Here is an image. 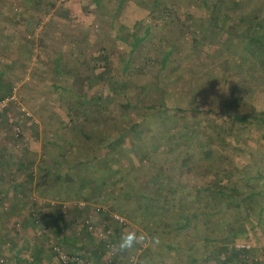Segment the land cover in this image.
Here are the masks:
<instances>
[{"label": "rangeland", "instance_id": "374dc122", "mask_svg": "<svg viewBox=\"0 0 264 264\" xmlns=\"http://www.w3.org/2000/svg\"><path fill=\"white\" fill-rule=\"evenodd\" d=\"M34 1L25 2V5L21 7L19 0H0V98L13 94L15 96L13 102L0 109V188L7 186L8 191L7 195L0 196V264H16L14 260L18 262L17 264H21L17 260L20 254L15 257V252L24 253V247L29 251L33 250L36 245L33 239H25V235H29L31 229L39 233L40 231L46 232L40 233L41 237L43 234L42 244H44L45 250L49 251L48 254L51 257L46 264H58L59 260L50 247L49 240L61 242L63 239L58 230L50 231L49 222L52 220L55 222V218L62 220L61 214L65 213L59 212L58 209L63 211L59 206H62L63 209L68 207L66 215L69 214L71 207L79 206L83 209L77 215V221L76 215L71 216V220L75 219L72 221L76 223L70 225L71 228L65 229L64 236L67 239L62 241L64 245L62 244L61 247L66 248L65 251L79 259L81 258L86 264H156L155 261L157 262L161 258L159 254L166 255V251L167 254H171V251L165 250L159 245L161 238L158 237L155 251L150 249L149 256H146L147 247L152 242L151 232L157 233V224L160 227V224L165 222L173 225V228H177L178 224L180 226L183 223L184 216L192 215L185 198H181V196L187 197L183 195L185 191L179 189V185H177V183H185L187 172L186 177H178V174L174 173L172 163L165 162L166 164L171 163L169 166L173 167L172 170L167 167V174L164 175V179L172 178L167 182L168 187L166 186L164 189L162 183L155 180L158 187H161L159 196L164 197L161 200H166L165 205H161V201L157 203L147 201L151 207L147 212L138 196L157 191L154 186L148 184L149 180L147 181L148 175L146 174L149 171L158 172L159 164L163 162L159 158L171 155L170 150L167 151L165 148L166 144L171 148V144L167 143V133L165 134L163 131L162 133L157 129H162L164 126L168 128L171 125H174L173 130L182 129L185 118H181V126L175 125V118L173 119L171 114L163 116L167 118L162 122L161 127H153L157 125L156 122L147 127L150 123H144V121L133 126L144 110L129 105L127 100L130 96L134 101L140 98L148 103L160 102L162 95L152 87L157 81L161 82L162 92L167 85H171L168 90H166L167 88L164 90V92L167 91L166 95L170 96L177 90L174 85L177 80L180 79L184 82L186 77L196 78L205 74L215 76V87H211L210 90L221 89V83L224 77H227L229 69L245 67L246 62V65H249L248 61L239 57V53L242 51L244 55H249L253 49V46L250 45V48L246 49L244 39L241 37L236 40L239 44H244L235 43V37H232L233 31H231L232 24L251 10L258 17L264 0H250L243 7H237L235 13L226 19V23H224L226 28L224 29L221 28L222 15L214 13L211 27L206 25L205 30H195V20L194 22L189 21V16L183 20L187 14L184 10L190 7L188 0H163L164 4L160 7L164 16L149 22L138 21L135 24L136 28H140L136 29V35H139L141 29L146 25L149 26V32L135 48L133 59L128 65V71L131 68V74L126 75L127 71L123 74L125 76L123 79L129 83L126 92L122 91L118 82L123 73L122 68L127 66L124 51H127L129 44L132 43L129 28L133 22L127 14H120L117 20L107 21L109 25L107 34L117 33L121 36L122 41L116 37L113 39L112 36L110 37L111 41L105 35L96 36L98 40L103 39L102 54L105 51L108 54L112 53L106 59L103 58V55L96 56L100 52V41L96 39L98 42L93 44L83 35L85 29H90V21L86 19V16L80 20L72 19L78 30L71 31L66 20L69 7L67 3H59L52 11L46 12L42 8L43 6H35ZM6 2L7 6H5ZM9 3L13 6H10ZM80 6L83 4L80 3ZM168 9L173 10L168 12ZM3 13L7 14L8 20L5 21L1 17ZM38 15L41 16V20L37 19V24L36 20L34 22L30 20L32 16L37 18ZM26 20L30 23L26 24ZM103 28L105 29V27ZM200 56L203 57L202 60L199 59ZM161 59L165 61L167 69L159 71ZM91 62L101 66L108 62V78L104 76L101 80L99 78L92 80L90 77H94V73L86 69ZM253 68L255 71L258 70L259 64L258 66L253 65ZM177 75L178 77L172 84L170 82L164 86L166 81L174 79ZM205 76L203 79L206 78ZM260 77L258 81H263L264 75ZM249 82L251 86L256 84L257 91L261 89L256 79L251 78ZM137 83L146 84L144 91L140 89L138 92L140 85ZM54 85H58V90L62 86H70L75 93L87 96L90 102L77 107L78 100L76 101L75 95H70L67 91L55 95L57 90L55 91ZM181 86L182 90H189L186 85ZM143 94H145L144 97ZM216 94L221 95L219 92ZM260 96L264 100V88L261 89ZM66 100L72 112L77 110L86 115L87 121L84 120L83 128L80 131L77 127L64 125L69 119L68 112L63 107ZM22 110L26 116L23 115ZM79 118L82 119V115ZM123 128L126 133L124 137H121V141L122 144L129 147L124 149V154H119L118 149L113 156L104 155L100 146L107 140L112 141V138H115L120 132L118 130ZM151 132H155L154 136H151ZM57 135L64 140L59 139ZM177 135L178 133L175 136ZM56 140L64 143L59 146ZM186 140L188 139L181 134L175 144L177 143L179 148L188 146L195 151L198 145L194 142H190L188 145ZM170 141L172 142V140ZM175 150L178 149L175 148ZM65 155L70 161L69 164L77 158L82 160L80 170H73L81 176L77 183L81 184L84 177V184L90 191L86 188V192L81 193L89 196L92 200L72 197L60 199L58 197L64 193L68 194L65 185L79 177L71 173L73 171L70 172V181L61 182L57 177V181L55 178V181L51 182H55V184L51 186L48 184V188L45 189L47 183L44 182L47 181L50 173L42 171V168L44 165L52 164L58 168L60 163L57 157ZM193 159L196 157L193 156ZM220 159L222 158L220 157L217 163L223 161ZM200 162L203 163V160ZM129 165H138L140 169L123 171V167L129 168ZM181 171L184 172L185 168H182ZM101 176L103 177L100 179L99 188L91 189L93 186L91 184L90 187V182L97 183ZM85 179L89 182L87 183ZM81 193L78 194L81 195ZM126 193H130L132 197L122 202L123 209L120 207V211L130 213L133 220L125 217L115 208L116 204L121 203L117 198ZM174 193L176 197L180 196L175 201V205L170 200ZM190 194L194 196L193 192H189L188 199L193 198ZM255 201V213L262 208V211L259 212V222L251 218L247 223V227H251L253 224L251 229L249 227L247 231L238 232V234H242V237L251 238L253 241V244L248 243L250 248L245 250L246 253L243 252L245 259L241 260V264H264V196L262 198L255 196ZM79 202L82 205H79ZM147 203L146 205L144 203L145 207ZM200 203L204 204L203 201ZM98 206L119 214L123 218V222L111 221L112 219L105 216L104 212L100 213L96 210ZM28 207L33 208L34 211L37 208H42L43 215H31L32 218H28L27 212H30ZM46 218L47 227L45 224L42 226L43 219L46 220ZM24 219L28 221L26 225ZM208 219L211 220L213 217ZM200 224L196 226L195 231L189 230L190 238L197 241L200 247V256L196 264H217L221 260L218 255L221 254L223 245L214 242L212 246L205 248L200 244L199 238L204 235L205 228L208 230L205 233L209 235H215L216 231L213 225L204 227L202 221ZM114 226L118 227L116 232L113 231ZM129 231H135L137 234L144 233L146 239L137 243L130 250L120 251L121 236ZM91 232H94L95 235H91ZM112 232L113 235L108 237L107 235ZM177 237L172 232L167 235L170 240H175ZM18 238L31 241L20 243L16 251H12V245ZM237 243L240 242L234 243L228 240L224 244L238 249L235 246ZM100 245H104L108 253H104L100 249ZM181 252L178 250L176 254L179 262L183 264L182 261L185 260V257L182 256H188L189 252ZM114 256L115 258H113ZM179 256L182 257L181 260ZM168 260L170 259H165V262L168 263Z\"/></svg>", "mask_w": 264, "mask_h": 264}, {"label": "trees", "instance_id": "16d2710c", "mask_svg": "<svg viewBox=\"0 0 264 264\" xmlns=\"http://www.w3.org/2000/svg\"><path fill=\"white\" fill-rule=\"evenodd\" d=\"M188 1L190 3V7L184 11L187 14H198L199 16L202 15L201 18L198 19L200 23L203 24L201 30H205L206 25H208L209 28L211 27L210 24L213 21L212 19L214 17V13H219L220 15H222L223 23L221 28H226L224 23H226V19H228L235 13L236 8L243 7L244 4L250 2V0ZM25 2L26 0H19L20 6L23 7L25 5ZM7 4L8 3L6 2L5 6H7ZM34 4L37 7L43 6L42 8H44V10L48 12L49 10L52 11L54 9L56 0H39V2L34 1ZM9 5L13 6L10 3ZM261 7L262 9L258 13V17L255 16V14L251 10L247 13H244L237 22H233L232 24L231 31H233L232 37H235V43H237L238 45H243L245 43L244 46H246V49L250 48L249 45L253 46V49L251 50V53L249 55H244L242 51L239 53V57H241V59L244 58L245 61H248L249 65H246V62L245 67H232L233 69H229L227 77L225 76L223 82L221 83V89L210 90L211 87H215V76L213 74H205L206 76L202 75L201 77L196 78L186 77L184 79V82H182L183 80L180 79L177 80V82L174 83V85H176L175 88L177 89L174 92L175 94L167 96V91L164 92V90L166 88V90L170 88L171 85L167 84H170V82L172 84L178 77L177 75L174 79L166 81V84H164V86H167L164 88L163 92L160 87L161 82L157 81L156 84L152 85L153 89L157 91L158 94L162 95L160 102L153 101L152 103H148L144 102L140 98H137V100L134 101L130 96L127 100L129 105L144 110V112H141V115L139 116L138 120L140 121L137 120V122H135L133 126H137L142 121H144V123H150L147 127H150L153 122H156L157 124L153 127H161L162 122H164V120L167 118L163 116L170 114L173 116V119L175 118V125L177 124V126H181V118H185L182 129L176 130V128L173 130L172 127H174V125L171 124H169L171 125V127L168 126V128H166V126H164L162 129H157L161 130V132L163 131L165 134L167 133V143L171 144V148H169L170 146H168V144L165 145V148L167 151L170 150L171 155H164L163 158H159L160 161L162 159L163 162L159 164L160 169H157L158 172L155 171L152 173L151 171H149L146 174L148 175V184L154 186L155 190L157 191H155V193L152 192V194L146 193L138 196L143 207L145 208V211L147 210V212L151 208L150 205H148L147 201H155L156 203L158 201H161V205H165L166 200H161L163 196H159V189H161V187H158V185L155 183V180L156 182H161L165 189V187L167 186V182L172 179L171 177H167L164 179L165 173L167 174L166 168L169 167L171 168V170L173 169L172 166H169V164L171 163L174 166V173L178 174V177H186L187 172L185 183H177V185H179V189L185 191V194H187V192L194 193V196L191 195L193 198L190 199H188V196H181L182 199L185 198L186 203L190 207L189 209L191 210L192 215L188 214L187 216H184L182 221L183 223H181L180 226L178 224L177 228H173V225L165 222L164 224L161 223L160 227L159 224H157V233L151 232L152 237L161 238V241H159V245L162 248H164L165 250L169 249L171 251V254H167V251L165 252L166 255L159 254V257L161 258L157 262L155 261L156 264H180L181 262H179V259L177 257L178 255L176 254L178 250L180 252L182 251L181 253L189 252L188 256H182L183 258L185 257V260L183 259L182 261L183 264H196L200 256V247L199 244L196 243L197 241L190 238L191 234L189 233V230L192 229L193 231H195L196 226H198L201 221L204 224V227L213 225L216 229L214 236H217V238H219L223 242L221 254L218 255V258H221V260L218 261L217 264H241V260L245 259V256L243 254V252L246 253L245 250L241 251L242 249L238 250L232 248L231 246L228 247L229 245L226 246L224 244L226 241L229 240L234 243L238 241L240 243L243 242L247 244H253L251 238L242 237V234H238V232L242 233V231H247L249 229L250 226L247 227V223H249V220H251V218H254L256 222H259V212L262 211V208L258 209L257 213H255V196H259V198H262V196H264V100L260 96L261 89L264 88V80L258 81V78L261 75H264V5H261ZM154 8L155 6L153 7V9ZM67 10L68 13L66 20L68 23V27H70L71 31L75 29L78 30L77 26L73 24L72 19L76 18V20H80L85 16L83 17V15H81L80 17L78 15H74L73 12L69 13V7L67 8ZM172 10L173 9H168L167 11L171 12ZM260 15L261 17H259ZM6 16L7 14L5 13L1 14V17L5 19V21L8 20ZM40 18L41 16L39 17V15L37 16V18H34L32 16L30 20L33 22L36 20L35 22L37 24V19L41 20ZM25 23L29 24L30 21L26 20ZM89 27L93 28V26L90 25ZM91 30L92 29H85L83 31L84 37L88 38V41L93 44L100 41V52L96 56L99 57L100 55H103V58L107 59V57H109L112 53L110 52L108 54V52L105 51L102 54L103 39L98 40L96 38V36H98V33H93V31ZM148 32L149 31H147L146 29H141V33L139 35H136V31L133 33V35H131L132 43L129 44L128 50L124 51L127 59L125 61L127 66L125 65L126 67L122 68L121 71L123 73L121 75L120 81L118 82V84L121 85L122 91L126 92L129 84L128 81L125 82V80L123 79V77H125L123 76V74L125 71H127L126 75L128 73L131 74V68L128 71V65L133 59L135 48L138 47L141 41L146 38L145 34H147ZM198 33L200 32L198 31ZM73 34L71 35V38L73 37ZM111 36L113 37V39L117 38L118 40L122 41L121 36H119V34L117 33L111 35L107 34V38L109 39V41H111ZM239 37L244 39L243 44H239L236 40ZM96 39L98 41H96ZM164 57L166 58L167 56ZM161 61L162 62L159 66V71L166 68L165 61L162 59ZM107 64L101 66L97 65L95 62L89 63L86 69L94 73V77L90 78H92V80L93 78H99V80H101L104 76L108 78L107 69L109 67L107 66ZM258 64L259 68L255 71L253 65L258 66ZM203 76H205L206 78L203 79ZM251 78L257 80V83L258 85H260L261 89L257 91L256 84L254 86L250 85L249 81ZM137 85H140L138 92H140V89L144 91L143 89L146 87V84L137 83ZM181 85H186L187 89L189 90H182ZM53 87L55 88V91L57 90L55 95H58L59 93L61 94L62 91H67L70 93V95H75L76 101L78 100L77 107H79L81 104L90 102V99L87 96L85 97L84 95L75 93L74 89H72L70 86H62L60 87V90H58V85H54ZM175 88L173 89L175 90ZM217 92H219L221 95L216 94ZM144 95L145 94H143L142 96L144 97ZM70 101L71 103H73L71 99ZM63 107L68 112L67 115H69V119H67V122L64 121V125H69V127L73 128L77 127L78 131H80V129L82 130V123H84V120L87 121L85 118L86 115L77 110L72 112L67 100ZM81 115L82 119L79 118ZM74 121L77 123H75ZM118 131L120 132H118L115 138H112V141L107 140L100 146V150L104 155L113 156L115 151H117L118 149L119 154H124V149L126 147H129L128 145L125 146L124 144H122L121 141V137H124L126 130H124L123 128ZM154 133L155 132H151V136H154ZM177 133L178 135L175 136ZM181 134H183L185 138L188 139L186 140V144L194 142L198 145L195 151H193L191 147L186 146L184 148H179L180 146H178L177 143L175 144V141L179 139ZM58 138L64 140L59 136ZM170 140H172V142ZM56 143L57 145L61 146V144L64 142L61 141L60 143L58 140H56ZM215 145L217 147H215ZM117 146H120V148H117ZM175 148H177L178 150H175ZM198 148L200 149L198 150ZM226 149H230V151L226 153ZM127 150H130V148H127ZM213 154L215 156L221 157L223 161L217 164H203L202 162H200V160L204 161L203 158L206 156H211L213 158ZM193 156H195L196 159H193ZM57 160L60 163L58 165V168L53 164L47 166L44 165V167L42 168V171H46L47 173L51 174H49L47 181L45 180L44 182L47 183L45 185V189L48 188V184L50 186L52 184L54 185L55 182H51L52 180L55 181V178L57 181V177H59L61 182H64L71 178V173L79 176L78 172L73 169H76L77 171L80 170L79 167L82 163L81 159L77 158L75 161H73V163L69 164L70 161L65 155L58 156ZM166 161L171 163L166 164ZM182 168H185L184 172L181 171ZM129 169L137 171L138 169H140V166L129 165V168H126V166L123 167V171H127ZM168 175L170 176L171 174ZM102 177L103 176L99 178L97 183L90 182V187L91 184L93 186L91 187V189L99 188L100 179H102ZM80 178L81 176H79L77 179L71 180L72 182L68 185H65V187H67L68 189L67 193L69 195L62 193L63 195L58 197L60 199L72 197L77 199L89 200L90 197L81 192H86V188L88 191H90V189H88V187L84 184V177L82 178L81 184L77 183V180H79ZM85 181H87V183L89 182V180L86 179ZM169 184L172 185L171 182H169ZM202 187L206 189L205 191H207V193L209 194L208 196H199L200 191H197V189L199 190ZM169 188H171V186H169ZM78 193H81V195H79ZM210 194H213V196H211ZM109 195L112 196L111 193H109ZM131 197L132 195L130 193L119 196V198L117 199L121 203L116 204L115 208L118 211H120V207L121 209H123L122 202ZM177 198H180V196L176 197L175 193L171 195L170 200L172 201L171 203L173 205H175V201L177 200ZM200 201H203L204 204L200 203ZM144 203L145 205L147 203L146 207L144 206ZM59 207L62 208L63 211H66L63 212L58 209L59 212L63 214L65 213L64 215L61 214L63 224H67L68 221H71V216L73 215H76L75 219L77 221V215L81 212V210H83L79 206H77L76 208L71 207L69 209V214L66 215L68 207L66 209H63L62 206ZM28 208H30V212L27 213L28 218H32L31 215H43L42 208L35 209V211L31 207ZM170 209L172 208L170 207ZM120 212L128 219L133 220L132 215L127 211ZM152 213L154 212L152 211ZM143 215L145 216V214ZM209 217H213V219L210 220L208 219ZM46 221L47 218L46 220L43 219L44 223H42V226L43 224H45V226L47 227L46 223L48 222ZM252 226L253 224L251 225V227ZM203 231L205 237V244L203 246L205 248L212 246L213 242L210 235L205 233L208 232V230L205 228ZM171 232L175 233L176 237L177 235H179V237H177V239L175 240H170L169 238H167V235ZM76 233H78L77 230ZM90 234L95 235L94 232H91ZM65 238L67 239V237H62L63 240ZM62 241L52 242L51 240H49L50 247L53 243H58L60 246H62V244L64 245V241ZM214 242L216 243V239L214 240ZM156 246L157 244L152 241L151 244H149L147 247L146 256H149L150 249H153V251H155ZM100 249L104 253H108L104 245H100ZM182 257L179 256L180 260ZM113 258H115V256ZM167 258L171 260H168V263L165 262V259ZM215 259L217 260L216 257ZM58 264L62 263L59 261Z\"/></svg>", "mask_w": 264, "mask_h": 264}, {"label": "crops", "instance_id": "0c3cea01", "mask_svg": "<svg viewBox=\"0 0 264 264\" xmlns=\"http://www.w3.org/2000/svg\"><path fill=\"white\" fill-rule=\"evenodd\" d=\"M27 1H30V0H26V2ZM35 1L39 2V0H35ZM59 3H67L71 10V11L69 10V13L73 12L74 15H78L80 17L81 15H83V17L86 16V19L90 21L89 25L93 26V28H90L92 29L91 31H93V33H98L99 36L105 35V37L107 36V28H109L107 21L119 19L120 14L121 15L127 14L132 20L133 23H131V27L129 28L131 35H133L136 29H140V28L135 27L136 22L138 21L139 22L141 21L149 22L155 18L160 19L162 16L165 15L164 13H162L161 7H160L161 5L164 4L163 0H56V5H58ZM80 3H82L83 6H80ZM75 6H78V7H75ZM154 6L155 8L153 9ZM187 16L191 18V19L188 18L189 21L194 22L195 20V25H194L195 30L202 29L203 24L197 21L199 18H201L202 15L199 16L198 14H185V16L183 17L184 18L183 20H186ZM93 20H96L97 22H94ZM103 27H105L106 31ZM143 29H146L147 31H149V26L146 25L144 26ZM199 59L202 60L203 57L200 56ZM215 147L217 146L215 145ZM229 151L230 149H226V153ZM219 158H220L219 156H215L214 154H213V158L211 156H206L203 158L204 159L203 164H217V161ZM205 190L206 189L203 187L200 188L199 190L197 189V191H200L199 196H203V197L208 196L209 194ZM7 193H8L7 186L4 188H0V196L7 195ZM185 195L188 196V192ZM210 195L213 196V194H210ZM45 211L46 210L44 209V212ZM47 218L49 219V217ZM55 219H56L55 222H53L54 220L49 222V228L51 232L54 230H58L59 235L61 237H65L64 236L65 228L66 229H68V227L71 228L70 225H73V224L75 225L76 223L71 220V221H68L67 224H63L61 219H58V218H55ZM24 221L26 225L28 221L26 219H24ZM111 221H114V220H111ZM117 230H118V227L114 226L113 231L116 232ZM40 233L33 231L31 229L29 235H25V239H33L34 243L36 242L35 243L36 245L33 250L27 251V248L24 247L25 248L24 253L15 252V257L19 256L20 254V256L17 258V260H19V263L21 264H46V262H48V260L51 259L50 255L48 254L49 251L45 250L46 248H44V244H42L41 239L43 238V234L41 237ZM110 235L112 236L113 232L107 236L110 237ZM210 237L213 243H214V240L216 239V243L219 242L223 244V242L219 238H217V236L215 237L214 235H210ZM25 239L23 238L16 239L15 244L12 245V251H16L20 243H24L25 241L26 242L31 241V240H25ZM199 240H200V244L202 245L205 244L204 235L201 238H199ZM14 261L16 262V264L18 263L16 260Z\"/></svg>", "mask_w": 264, "mask_h": 264}, {"label": "built area", "instance_id": "2783aa9c", "mask_svg": "<svg viewBox=\"0 0 264 264\" xmlns=\"http://www.w3.org/2000/svg\"><path fill=\"white\" fill-rule=\"evenodd\" d=\"M15 96L14 94L11 96H5V97H1L0 98V109L7 107L11 102H13ZM23 115L26 116V113L24 112V110H22ZM79 205L82 203L79 202ZM96 210L100 213H105V216H107L108 218L115 220L117 222H123V218L117 214V213H113L110 212L107 208L102 207V206H98L96 208ZM88 224V223H87ZM89 228H91V226L88 225ZM236 248L238 249H242V250H247L250 248V244L247 243H237L235 244ZM52 250L54 253H56L58 260L62 263V264H86L81 258L79 259L77 256L65 251L58 243H53L51 246Z\"/></svg>", "mask_w": 264, "mask_h": 264}, {"label": "clouds", "instance_id": "9594fccd", "mask_svg": "<svg viewBox=\"0 0 264 264\" xmlns=\"http://www.w3.org/2000/svg\"><path fill=\"white\" fill-rule=\"evenodd\" d=\"M146 239V234H137L135 231H129L121 236L119 241V250L127 251L132 249L137 243H140ZM154 243H158V237H152Z\"/></svg>", "mask_w": 264, "mask_h": 264}]
</instances>
